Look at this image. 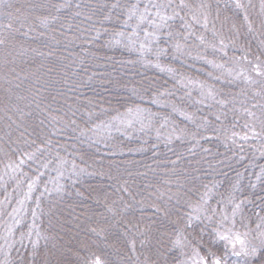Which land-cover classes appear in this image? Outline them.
I'll use <instances>...</instances> for the list:
<instances>
[{
    "label": "trees",
    "instance_id": "1",
    "mask_svg": "<svg viewBox=\"0 0 264 264\" xmlns=\"http://www.w3.org/2000/svg\"><path fill=\"white\" fill-rule=\"evenodd\" d=\"M211 254L264 259V0H0V264Z\"/></svg>",
    "mask_w": 264,
    "mask_h": 264
},
{
    "label": "snow or ice",
    "instance_id": "2",
    "mask_svg": "<svg viewBox=\"0 0 264 264\" xmlns=\"http://www.w3.org/2000/svg\"><path fill=\"white\" fill-rule=\"evenodd\" d=\"M233 247H235V245ZM234 254L237 256L244 255V256L255 257L257 255V249L253 248L251 249V251H247V250L235 251ZM211 255H213L212 264H221V260L219 258H215L214 254ZM96 264H100L99 260L96 261ZM204 264H207V261H205ZM260 264H264V259H261Z\"/></svg>",
    "mask_w": 264,
    "mask_h": 264
}]
</instances>
